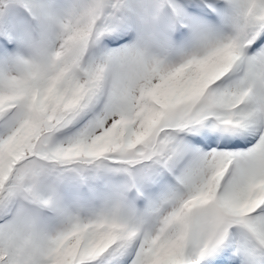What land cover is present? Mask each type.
<instances>
[{
	"label": "snow or ice",
	"instance_id": "snow-or-ice-1",
	"mask_svg": "<svg viewBox=\"0 0 264 264\" xmlns=\"http://www.w3.org/2000/svg\"><path fill=\"white\" fill-rule=\"evenodd\" d=\"M0 264H264V0H0Z\"/></svg>",
	"mask_w": 264,
	"mask_h": 264
}]
</instances>
